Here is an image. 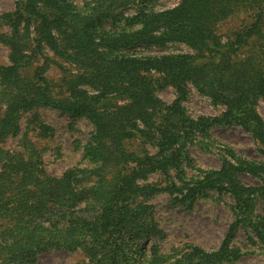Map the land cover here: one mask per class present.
Returning a JSON list of instances; mask_svg holds the SVG:
<instances>
[{
  "label": "trees",
  "instance_id": "1",
  "mask_svg": "<svg viewBox=\"0 0 264 264\" xmlns=\"http://www.w3.org/2000/svg\"><path fill=\"white\" fill-rule=\"evenodd\" d=\"M155 2L92 0L77 8L71 0H16L12 12L0 14V44L10 51V65L0 66V143L17 134L24 113L39 108L83 116L94 128L83 149L93 166L89 188L80 187L72 171L51 177L32 154L24 158L0 148V264H33L51 249L81 251L92 264L130 259L143 264L146 241H153L150 263L166 264L145 203L160 191L146 183L150 173L163 176L170 195L185 191L174 203H191L213 190H225L236 200V220L218 251L191 245L172 264H237L241 253L232 244L239 226L252 229L264 244V219L253 216L248 202L264 186L245 188L236 178L237 173L261 177L264 162L236 159L225 148L219 170L190 179L186 174L191 168L187 147L222 124L250 131L264 158V125L252 109L257 97L264 98V65L256 68L248 59L247 67L235 72L242 46L262 35L264 0H181L165 11H155ZM130 8L135 13L125 16ZM241 8L253 13L254 23L223 42L217 25ZM172 42L187 44L198 56L133 54L136 48L163 49ZM46 48L52 57L44 54ZM51 65L64 73L61 94L44 76ZM166 85L176 91L171 104L155 95ZM188 86L226 111L219 118L191 119L181 105ZM88 199L98 212L91 218L77 215V206ZM140 234L145 237L138 240Z\"/></svg>",
  "mask_w": 264,
  "mask_h": 264
},
{
  "label": "rangeland",
  "instance_id": "2",
  "mask_svg": "<svg viewBox=\"0 0 264 264\" xmlns=\"http://www.w3.org/2000/svg\"><path fill=\"white\" fill-rule=\"evenodd\" d=\"M91 1L71 0L77 8H81L83 4ZM15 2L16 0H0V14L12 12ZM180 2L181 0H156L153 7L155 11H165L176 8ZM134 13V9L130 8L124 15L128 16ZM254 21L253 13L241 8L228 19L219 23L216 32L223 42H227V40L233 39L237 32L242 34L250 29ZM261 28V37L254 36L242 46L236 58L235 72L246 68L248 59L256 65V68L263 67L264 63H260V60L263 59L262 52H264V21L261 23ZM4 31L8 32L9 29L5 28ZM9 54L8 48L0 44V66L10 65ZM44 54L48 57L53 56L48 48L44 49ZM133 54L137 56L175 54L198 56V53L187 44L178 42L168 43L163 49L136 48L133 50ZM56 60L61 61L57 58ZM59 63L66 70L72 69L62 61ZM262 70L264 71V69ZM151 74L159 79L162 77L154 72ZM63 75L64 73L54 65H51L44 75L57 94L65 92L61 83ZM232 79L233 77H230V80ZM82 89L90 94L93 93L87 87H82ZM155 95L166 104H171L177 98L175 89L170 85L156 88ZM252 103V109L264 125V98L257 97ZM181 105L193 120L198 117L219 118L226 111L224 105L214 104L209 96L201 94L192 86H188L187 94ZM93 129L91 122L83 116L72 118L66 113L53 109L39 108L21 116L17 134L6 138L0 143V148L10 154L17 153L24 158L32 154L38 159L40 168L51 177L59 178L64 173L72 171L78 185L89 188L92 184L89 173L93 166L83 157V149L88 143ZM205 137L198 136V139L186 149L191 166L186 170L187 179L197 176L200 171L219 170L223 156L226 157L225 148L231 149L236 159L264 162V158L259 152L261 146L257 139L250 131L238 124L210 127ZM147 149L151 154L156 152L150 147ZM171 174L173 175L174 171H171ZM147 178L146 183L156 184L160 190L145 203L151 206L150 222L155 225L158 234H160V239L155 244L159 254L167 260L166 264H172L176 260L182 259L191 245L209 253L218 251L230 225L236 220V200L232 195L225 190H213L206 191L203 196L191 203H176L179 201L174 203V198L181 200L185 191L182 192V195L179 193L170 195L165 190L168 185L163 176L150 173ZM236 178L245 188L258 189L264 186V175L255 177L246 173H237ZM174 182L177 183L176 180ZM248 202L252 205L253 216L264 219V191L251 193ZM76 211L79 216L91 218L98 212V208L94 207L93 202L88 199L80 203ZM58 216L59 213L56 217ZM126 236L122 235V237ZM139 236L138 240L145 237L141 234ZM152 243L151 241L145 242L146 260L145 262L143 259L141 260L143 264H151L150 248ZM232 247L241 253L237 264H264V244L257 239L252 229L239 226ZM33 264H92V262L81 251L68 252L51 249L39 254ZM127 264H136V262L130 259Z\"/></svg>",
  "mask_w": 264,
  "mask_h": 264
}]
</instances>
